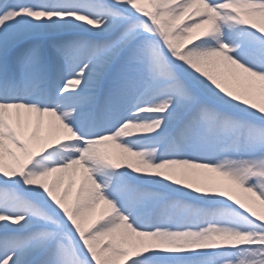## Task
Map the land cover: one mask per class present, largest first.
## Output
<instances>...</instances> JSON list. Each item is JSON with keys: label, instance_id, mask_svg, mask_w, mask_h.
I'll use <instances>...</instances> for the list:
<instances>
[{"label": "snow or ice", "instance_id": "snow-or-ice-1", "mask_svg": "<svg viewBox=\"0 0 264 264\" xmlns=\"http://www.w3.org/2000/svg\"><path fill=\"white\" fill-rule=\"evenodd\" d=\"M0 264H264V0H0Z\"/></svg>", "mask_w": 264, "mask_h": 264}]
</instances>
